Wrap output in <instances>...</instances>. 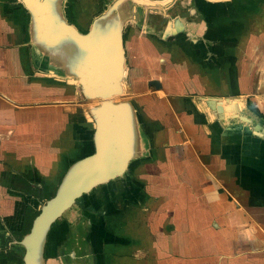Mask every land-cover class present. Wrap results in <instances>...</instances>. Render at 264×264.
<instances>
[{"label": "crops", "instance_id": "0c3cea01", "mask_svg": "<svg viewBox=\"0 0 264 264\" xmlns=\"http://www.w3.org/2000/svg\"><path fill=\"white\" fill-rule=\"evenodd\" d=\"M53 2V35L119 22L132 121L124 172L51 225L42 264H264V0ZM87 48L0 0V264L23 263L40 209L95 152Z\"/></svg>", "mask_w": 264, "mask_h": 264}, {"label": "water", "instance_id": "95a60500", "mask_svg": "<svg viewBox=\"0 0 264 264\" xmlns=\"http://www.w3.org/2000/svg\"><path fill=\"white\" fill-rule=\"evenodd\" d=\"M53 1L21 0V3L33 17L41 38L58 41L71 35L77 43L88 46V68L83 71L85 77L80 78L75 85L82 100L98 102L89 116L95 126V152L74 165L64 177L55 197L40 209L30 232L21 242L23 264H42L43 245L51 225L82 194L110 182L124 172L128 155L127 125L132 121L128 103L115 102V99L128 92L127 87L125 91L123 89L125 54L119 22L94 26L86 35H81L74 27L67 25L61 34L53 35V12L56 10ZM148 85L155 89L161 87L157 81L149 82Z\"/></svg>", "mask_w": 264, "mask_h": 264}, {"label": "trees", "instance_id": "16d2710c", "mask_svg": "<svg viewBox=\"0 0 264 264\" xmlns=\"http://www.w3.org/2000/svg\"><path fill=\"white\" fill-rule=\"evenodd\" d=\"M70 1H71V0H69V2H70ZM17 264H23V263H22V260H21V261H18V263H17Z\"/></svg>", "mask_w": 264, "mask_h": 264}]
</instances>
